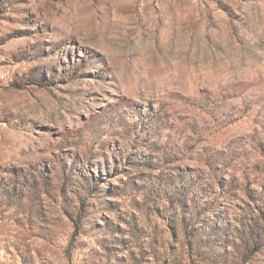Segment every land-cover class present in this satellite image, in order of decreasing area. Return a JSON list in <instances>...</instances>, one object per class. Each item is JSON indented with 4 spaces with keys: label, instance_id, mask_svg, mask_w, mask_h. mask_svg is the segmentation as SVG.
Listing matches in <instances>:
<instances>
[{
    "label": "rangeland",
    "instance_id": "374dc122",
    "mask_svg": "<svg viewBox=\"0 0 264 264\" xmlns=\"http://www.w3.org/2000/svg\"><path fill=\"white\" fill-rule=\"evenodd\" d=\"M0 264H264V0H0Z\"/></svg>",
    "mask_w": 264,
    "mask_h": 264
},
{
    "label": "built area",
    "instance_id": "2783aa9c",
    "mask_svg": "<svg viewBox=\"0 0 264 264\" xmlns=\"http://www.w3.org/2000/svg\"><path fill=\"white\" fill-rule=\"evenodd\" d=\"M5 83L4 67H0V85Z\"/></svg>",
    "mask_w": 264,
    "mask_h": 264
},
{
    "label": "bare ground",
    "instance_id": "6f19581e",
    "mask_svg": "<svg viewBox=\"0 0 264 264\" xmlns=\"http://www.w3.org/2000/svg\"><path fill=\"white\" fill-rule=\"evenodd\" d=\"M0 67H5L3 63L0 62Z\"/></svg>",
    "mask_w": 264,
    "mask_h": 264
}]
</instances>
